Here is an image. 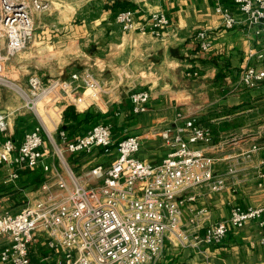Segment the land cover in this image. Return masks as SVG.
I'll return each instance as SVG.
<instances>
[{
	"label": "crops",
	"instance_id": "0c3cea01",
	"mask_svg": "<svg viewBox=\"0 0 264 264\" xmlns=\"http://www.w3.org/2000/svg\"><path fill=\"white\" fill-rule=\"evenodd\" d=\"M41 1L48 3V9L33 13L34 35L23 50L8 56L6 42L0 39V57L4 58L11 80L27 89L31 75L43 80L65 78L67 69L87 65L95 58L93 65L102 67L100 77L109 93L76 108L78 128L85 129L88 122L94 121L112 123V142L116 143L125 136L171 125L177 112L210 127L213 140L204 152L214 159L213 174L223 179L224 189L211 193L203 187L196 192L193 208L203 209L204 213L197 216L196 225L189 227L193 235L226 218L234 206H264V186L258 185L257 178L258 173L264 172V83L254 90L235 88L248 51L259 48L262 40L242 23L230 30L222 27L215 6L221 4L240 19L242 15L234 0ZM126 8L163 12L169 28L162 40L136 31L123 33L115 16ZM202 30L210 43L206 54L199 50L195 38ZM189 71H197L198 77L187 76ZM136 84L149 90L150 99L146 113L133 116L128 92ZM66 108L63 102L43 101L38 119L23 107L14 90L0 85V115L6 124V130L0 131V145L9 137L19 146L24 134L32 131L39 120L50 133L56 132L62 126ZM153 137L143 142L137 156L158 163L166 151ZM35 169L54 181L58 165L45 157ZM87 169L83 166V171L76 174L83 177ZM12 172L9 165H0V182L8 187L0 189V211L13 207L16 188L36 181L25 173L12 181ZM190 215L184 208L185 225ZM263 219L264 215L242 229H230L219 245L179 247L167 241L157 264L264 261V225H260ZM29 256L33 264L58 261L57 253L47 249L42 236H33Z\"/></svg>",
	"mask_w": 264,
	"mask_h": 264
},
{
	"label": "built area",
	"instance_id": "2783aa9c",
	"mask_svg": "<svg viewBox=\"0 0 264 264\" xmlns=\"http://www.w3.org/2000/svg\"><path fill=\"white\" fill-rule=\"evenodd\" d=\"M234 2L240 19L221 4L215 6V12L224 29L242 23L262 40L258 49L248 51L246 65L237 79V86L253 89L264 83V0ZM47 9L48 3L41 0H0V36L6 42L8 56L27 46L35 31L33 13ZM115 22L123 33L137 31L159 40L169 28V20L161 11L126 8L117 12ZM195 38L200 51L207 53L210 43L206 32H197ZM187 75L197 76L198 72ZM0 85L14 90L23 107L38 119L43 101L77 108L107 93L104 79L88 68L68 78L43 80L31 75L28 88L22 89L7 76L3 57ZM79 88L83 90L80 95L76 92ZM149 99L147 89L130 93L131 115L146 113ZM111 129L110 124H96L73 138L59 130L56 142L39 120L32 131L24 134L19 146L5 138L0 145V165L13 168L10 179L17 178L18 170L35 169L42 159L52 155L58 161V171L54 182L43 186L41 195L18 213L0 211V264H33L29 245L34 235L44 237L47 249L57 253V264H157L167 241L179 247L219 245L230 229H242L264 215V206H234L226 218L208 225L201 234L189 233L197 216L204 213L203 209L193 208L196 192L203 187L211 193L224 189L223 179L213 174L214 159L204 152L213 140L211 129L179 112L171 125L125 136L116 143L112 142ZM5 130V118L0 115V131ZM153 136L159 138L166 151L158 163L137 156L143 142ZM93 151L105 156L107 162L95 163L80 177L66 156ZM257 178L258 185L264 186V172ZM184 208L191 214L186 225L182 219ZM260 225H264V219Z\"/></svg>",
	"mask_w": 264,
	"mask_h": 264
},
{
	"label": "rangeland",
	"instance_id": "374dc122",
	"mask_svg": "<svg viewBox=\"0 0 264 264\" xmlns=\"http://www.w3.org/2000/svg\"><path fill=\"white\" fill-rule=\"evenodd\" d=\"M138 9H140V8H138ZM140 10H142V12H152V11H147V10H143V9H140ZM202 31H204V30H202ZM0 39L3 40L4 38H2L0 36ZM209 49H210V47H209ZM256 49H258V48H256ZM204 54H206V53H204ZM94 60H95V58H92V61L90 63H88L87 65H82V66L73 65L71 67L72 69H67V72H69V73H68L67 77H65V78H68V76L71 73L80 71V70H82L84 68L90 69V71L93 74H95V76L99 77V79L102 78V77H100L101 76L100 74L103 73V72H100V69L102 67L99 65L100 66V68H99L97 65H95V64L93 65ZM248 64H253V63H252V61H248ZM190 72L191 71H189L187 73H190ZM187 73H186V75H187ZM198 75L197 76H192V75L189 76V75H187V76H189V77H198ZM258 87H256V88H258ZM235 88L236 89L245 90V91L256 89V88L246 89V88H243L241 86H237V81L235 83ZM141 89H142V87L139 84H136V86L130 92H128V96L130 95V93L135 92V91H139ZM76 92H77V94H79V93L82 94L83 90H82V88H79ZM107 93H109V92L107 91ZM179 113H181V112H179ZM181 114H183V113H181ZM196 123L197 124H200V125H203L200 122H196ZM63 124H64V121L62 123V126L60 128H58L56 130V132L51 133V136H53V138L55 139L56 142L58 141V132H59V130H64L63 129V126H64ZM87 124L88 125H86L87 127L85 129L84 128L80 129V128H78V126L80 125V123H76V124H72L71 123V127L68 128L67 131H66V129L64 131L68 132V136H70L71 138H73V137H76V136H79V135L84 134L87 130H89L92 126H94L96 124H110L112 126V129L111 130H113V124L112 123H108V122L106 123V122H103V121H94L92 123L91 122H88ZM206 127H208V126H206ZM154 130H157L158 131L160 129H154ZM155 137L158 138L157 136H154L153 138H155ZM45 143H46V147L48 149H50V151L52 152V147H51L50 143L47 140H46ZM49 157H50V160L51 161H53L55 164H58V161L56 160V158H55L54 155L49 156ZM103 159H106V157L103 156V155H101L100 153H97L96 151H93V152H90V153H83V154H80V155H77V156H73V155H67L66 156V160H67L68 164L72 168L74 167L73 170H74L75 173L76 172H79V171L80 172L83 171V166H85L86 168H88L87 171H89L91 169V167H90L91 165H93L94 163H100V162L103 161ZM104 162H107V161H104ZM87 171H84V173H86ZM21 173L27 174L30 178H31V176L34 177V179H36V181H34L33 183L27 182V183L23 184L22 186H19V188H16L15 192H17V195H16V197L14 199L13 207L11 209H9V210H5V211H8V212H10L12 214L18 213L23 207H25L26 205H28L29 203H31L33 200H35L37 197H39L41 195V193L43 192V186L50 185L51 183L54 182L53 179H52V177H45L44 175H40V173H38V171H36V169H22V170H18L17 171V178H15V180H17L20 177V174ZM79 174L80 173H78V175ZM13 180L14 179H12V181ZM3 188L6 189L8 187H6V183H4V182L1 183L0 182V189H3Z\"/></svg>",
	"mask_w": 264,
	"mask_h": 264
},
{
	"label": "trees",
	"instance_id": "16d2710c",
	"mask_svg": "<svg viewBox=\"0 0 264 264\" xmlns=\"http://www.w3.org/2000/svg\"><path fill=\"white\" fill-rule=\"evenodd\" d=\"M77 116L78 113L76 112V109L72 106H69L65 109L63 112V121H64V126L63 129L67 131L68 128L71 127L72 124H76L77 122Z\"/></svg>",
	"mask_w": 264,
	"mask_h": 264
},
{
	"label": "water",
	"instance_id": "95a60500",
	"mask_svg": "<svg viewBox=\"0 0 264 264\" xmlns=\"http://www.w3.org/2000/svg\"><path fill=\"white\" fill-rule=\"evenodd\" d=\"M107 1H115V0H107Z\"/></svg>",
	"mask_w": 264,
	"mask_h": 264
}]
</instances>
